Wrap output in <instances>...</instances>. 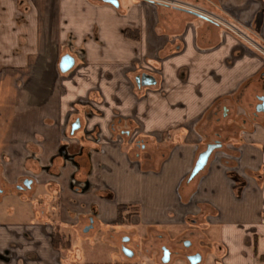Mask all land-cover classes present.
Instances as JSON below:
<instances>
[{"label": "crops", "instance_id": "0c3cea01", "mask_svg": "<svg viewBox=\"0 0 264 264\" xmlns=\"http://www.w3.org/2000/svg\"><path fill=\"white\" fill-rule=\"evenodd\" d=\"M108 1L0 0V190L27 170L46 200L36 221L0 219V264H112L66 231L128 221L179 240L197 206L198 264H264V58L218 23L264 47V0ZM131 252L114 264H177Z\"/></svg>", "mask_w": 264, "mask_h": 264}, {"label": "rangeland", "instance_id": "374dc122", "mask_svg": "<svg viewBox=\"0 0 264 264\" xmlns=\"http://www.w3.org/2000/svg\"><path fill=\"white\" fill-rule=\"evenodd\" d=\"M22 174L23 176L17 180V185L19 186L18 190H15L16 188L13 185L9 194H6L5 189L0 193V219L10 218V221L28 222L36 221L43 216L42 212L46 207V200L44 201L43 195H41L40 192L42 187H24L22 182L29 179V174L27 170L21 173V175ZM2 186L3 184L0 179V189ZM197 207H199L200 210ZM197 207L189 208L191 212L188 211L187 216L181 222L185 224V227L180 230L179 234L181 236L179 235V240L174 238L171 240L163 239L159 237L154 230L146 231L142 229L140 231L139 226L127 223L128 221L125 223H114L113 225H103L100 232L89 229L87 232H82V234L80 233L81 235H79L73 229L65 231L67 235L70 236L71 251L79 250L84 260H96L95 262L99 263L108 261L114 264L117 262V255L118 252L120 253V247L124 245L126 250H132L136 253V261H138V263L149 260L160 263L162 255L161 247L164 246L170 251L177 252V255L172 254L171 261L177 264H188L184 257L186 254L198 252L202 259L206 256V246L202 244L200 238L202 235L203 223H206L204 221V214L206 211L203 210L201 206ZM29 214H31V216ZM133 230L137 232L134 238H132V234H128ZM108 232L109 234L106 239V233ZM175 234L178 235V233ZM129 237L133 239V242L128 243ZM124 239L127 241L124 242ZM183 241H189L191 243V248L186 249L182 244Z\"/></svg>", "mask_w": 264, "mask_h": 264}, {"label": "water", "instance_id": "95a60500", "mask_svg": "<svg viewBox=\"0 0 264 264\" xmlns=\"http://www.w3.org/2000/svg\"><path fill=\"white\" fill-rule=\"evenodd\" d=\"M108 2L112 5H116V2L113 0L108 1ZM73 65H74V59L72 57H70L69 55H64L63 57H61V59L59 61L58 69L61 73L64 74V73L68 72L70 69H72ZM136 83L142 84V85H152V84H154V81L150 76L143 75L141 78L136 79ZM260 101H261V103H260V105H258L256 110L258 112H264V98L261 99ZM77 128H78V122H76L72 126L71 131L73 132ZM216 149H218V145L217 144H211V145H208L206 147V149L198 155L196 162L194 164V167L190 173V176H189L190 178L195 177L200 171L203 170V168L206 166V164L210 158V155ZM30 185H31L30 180H25L23 182V186L26 188H29ZM0 193H1V190H0ZM91 228H92L91 225L88 227H85L83 232L85 233ZM123 241L125 242L127 240L124 239ZM123 253L128 254L127 256H132V252H130L129 250L126 251V249H123ZM189 262H190V264H198L200 262V256H193L192 258L189 259Z\"/></svg>", "mask_w": 264, "mask_h": 264}, {"label": "flooded vegetation", "instance_id": "af4514ba", "mask_svg": "<svg viewBox=\"0 0 264 264\" xmlns=\"http://www.w3.org/2000/svg\"><path fill=\"white\" fill-rule=\"evenodd\" d=\"M183 246L186 247V249H190L191 248V243L189 241H183ZM123 249H126L125 246H121L120 247V251L123 253ZM127 251V250H126ZM130 251V250H129ZM161 251H162V255H161V259L160 261L162 263H166L168 262L170 259H171V256L172 254L174 255H177V252H174V251H170L168 249H166L164 246L161 247ZM131 252V251H130ZM124 254V253H123ZM124 255H128V254H124ZM193 256H200V254L198 252H193L191 254H186L184 257H185V260L187 261L188 264H190L189 262V259L192 258ZM201 260V258H200Z\"/></svg>", "mask_w": 264, "mask_h": 264}, {"label": "built area", "instance_id": "2783aa9c", "mask_svg": "<svg viewBox=\"0 0 264 264\" xmlns=\"http://www.w3.org/2000/svg\"><path fill=\"white\" fill-rule=\"evenodd\" d=\"M219 24H221L223 27H225L228 31H230L231 33H233L234 35H236L238 38H240L242 41H244L248 46H250L251 48H253L255 51H257L259 54L262 55V57L264 58V47H260L259 43H255L253 41H250L248 38H246L245 36L241 35L237 30H235L232 26L230 25H226V23L224 22H218ZM264 44V43H263ZM262 45V44H261ZM264 46V45H262Z\"/></svg>", "mask_w": 264, "mask_h": 264}, {"label": "trees", "instance_id": "16d2710c", "mask_svg": "<svg viewBox=\"0 0 264 264\" xmlns=\"http://www.w3.org/2000/svg\"><path fill=\"white\" fill-rule=\"evenodd\" d=\"M123 210L119 212V218L121 217ZM118 218V220H119ZM52 245L55 249L68 251L70 249L69 242L65 239L64 236H62L57 230H54L53 236H52Z\"/></svg>", "mask_w": 264, "mask_h": 264}]
</instances>
